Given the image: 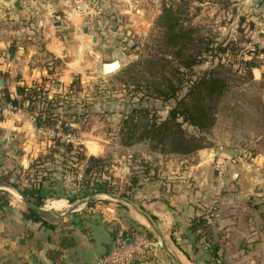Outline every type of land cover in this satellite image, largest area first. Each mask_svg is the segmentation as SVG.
Here are the masks:
<instances>
[{
  "label": "crops",
  "instance_id": "obj_1",
  "mask_svg": "<svg viewBox=\"0 0 264 264\" xmlns=\"http://www.w3.org/2000/svg\"><path fill=\"white\" fill-rule=\"evenodd\" d=\"M11 1L0 0V175L9 173L22 188L34 180L32 163L44 158L54 144L43 133L62 143L83 144L88 156L108 155L97 139L65 141L59 123L53 128L33 123L31 110L25 104L16 108L7 94L20 99L18 86L37 83L50 88L49 96L71 100V111L82 109L84 97L78 93L84 82L75 92L74 78L84 72L86 78H98L93 76L94 59L99 58L95 49L105 51L108 36L117 33L116 21L124 20L129 9L123 4L128 0H93L98 7L94 17L86 9L88 3L79 0ZM231 1L229 7L223 4L224 10L236 18L237 30L253 38L264 35V0ZM194 2L205 8L210 4ZM262 35L257 41L264 48ZM259 58L260 65L253 69L255 81L264 72V53ZM67 108L60 106L58 111L65 114ZM257 116L254 124L260 131L252 141L264 143V109ZM72 125L79 127L78 122ZM225 142L227 148L240 147L232 137ZM121 147L127 150L112 160L111 168L118 187L129 179L134 153L149 163V175L142 176L127 196L95 194L100 201L93 207H88L90 196L77 177L82 172L71 176L61 167L52 168L42 183L45 202L39 209L54 228L25 217L29 200L20 189L0 183V189L11 194L10 205L0 210V264H97L122 240L131 244L142 238L148 246L128 264H217L210 249L214 242L221 245L222 264H264V155L249 163L214 147L188 155L153 152L147 143ZM220 160L227 164L222 174L216 166ZM52 193L57 196L50 197ZM77 195L75 201L68 199ZM47 201L52 204L44 206ZM202 215L210 222L209 235L192 229ZM64 236L73 238L72 246H63Z\"/></svg>",
  "mask_w": 264,
  "mask_h": 264
},
{
  "label": "rangeland",
  "instance_id": "obj_2",
  "mask_svg": "<svg viewBox=\"0 0 264 264\" xmlns=\"http://www.w3.org/2000/svg\"><path fill=\"white\" fill-rule=\"evenodd\" d=\"M79 1L87 2L86 9L92 14H95L93 15L94 17L97 16L98 7L94 5L93 0ZM172 1L179 2L178 0L123 1L125 8L129 9L127 11V17H124L122 21H116L117 33L108 36L109 45L105 48V51L103 52V49L100 48L95 49V55L97 54L99 58L98 60L94 59L93 76H98V78H86V72L79 75L82 77L74 78L75 82L78 81V89L75 92H79L81 89L79 86H81L82 81L84 82L82 92L78 93V96H82L83 94L84 97L82 109L79 108L77 112L72 110L74 111L72 112L70 110L71 106H69L71 100L66 102L68 98H64L60 101V106H68V111L65 114L61 113L64 114V118H61V121L58 122L61 132L67 133L61 127L62 122H65L67 126L78 122L79 127L71 125L75 128V131L70 132L76 135L72 139L73 141L83 142L89 136L104 144V151L107 150L108 155L104 159L108 164L106 168L110 172L107 175L113 174L111 168L115 164V161L112 160L119 158L118 156H121L123 151L127 150L121 147L122 144L119 135L124 116L133 107L142 104L143 106H148L156 110L161 118H165L169 110L176 104L175 98L163 101L150 95L152 94V90H155L158 86L166 88L170 78L173 79L174 77L169 71H159V65L152 63L158 62V59L162 57H165L173 65L178 62L170 54L172 47L166 42L165 27L161 24L160 20L163 4L171 3ZM194 1L200 2L199 0H186V3L182 5L185 9H189L188 12L182 14V22L187 26L195 27L197 34L215 43L234 41L238 46V49L236 48L237 50H231L230 53L224 55H220L219 53L209 55L205 62L195 66L193 69L196 75H201L202 72L209 70L222 59L224 64L228 63V65L232 66L230 68L234 74L233 78H230L231 86L226 91L219 105L217 122L207 134V138L211 143L209 147H214L219 152L222 151V145L228 150L237 149L238 147H225L226 138L232 137L234 140L239 141V144H236L240 146L239 148L248 147L254 153L264 154L263 141L257 143H253L254 141H252L260 131L256 130L258 127L254 124L256 118L259 119L257 116L258 110L264 109V72L259 76L261 78L260 81H255L254 77L250 78L248 73L247 75H239L245 73L241 65L243 60H249L251 58L248 53V48H251L254 43L259 42L257 40L261 38L262 34L260 36L258 35L257 38H253L249 32H245L242 29L237 30V27L233 24L236 18L231 17V12L224 10L225 4L223 2L217 0L208 1L210 4H205L207 6L205 8ZM204 2L207 1L200 3ZM94 22L96 23L97 20L94 19ZM115 59L121 61V68L110 74H103L102 63ZM52 80L55 83H59L57 79L53 78ZM92 80L97 83L94 85ZM38 86L43 87L42 89L45 92L50 93V88L46 89L42 84H38ZM66 94L71 96L69 91ZM49 97L52 98L53 96ZM140 98H143V100L140 101ZM19 107L24 108V105H19ZM42 107V103H37L34 109L35 113L31 110V120L33 123L37 124V112H39V109L42 110ZM53 127L51 126V128ZM185 127L189 132L195 131L192 126L186 124ZM43 136L53 140L57 138L49 135V133H43ZM76 144L81 146L86 152L83 144ZM47 154L49 152L45 156ZM58 159L60 162L62 161L60 157ZM50 165L48 164V166ZM67 166L58 163L54 167L65 169ZM68 174L75 176V174H70V172ZM77 177L82 180V177ZM114 179L115 184L119 185V180L116 177ZM128 180H130V177ZM126 186L127 181L122 183V188L118 190V193H123ZM94 200L95 206L100 199L96 196L89 197V202ZM50 204L52 202L47 201L44 206H49Z\"/></svg>",
  "mask_w": 264,
  "mask_h": 264
},
{
  "label": "trees",
  "instance_id": "obj_3",
  "mask_svg": "<svg viewBox=\"0 0 264 264\" xmlns=\"http://www.w3.org/2000/svg\"><path fill=\"white\" fill-rule=\"evenodd\" d=\"M212 1V0H199ZM223 2L226 7L232 4L231 0H217ZM185 1L164 3L160 16L161 24L165 27L166 42L172 47L170 54L177 59V64L173 65L165 57L159 58L154 65H159V71H169L174 77L170 78L166 88L158 86L152 90L154 98L167 101L171 98L176 99V104L169 110L165 118H161L156 110L143 106L142 104L133 107L123 118L119 130L121 144L124 146H133L137 143H147L152 151L170 154L188 155L201 149L211 146L207 138L209 131L217 122V112L219 105L231 86L230 78H233L231 65L224 64L222 59L218 64L205 70L201 75L194 73V67L205 62L209 55L214 53L227 54L235 50L238 46L234 41L215 43L199 34L195 27L185 25L182 22V14L188 12L182 5ZM238 49V48H237ZM236 49V50H237ZM211 53V54H210ZM249 60H243L242 66L244 74L254 77L253 69L259 65V56L264 53V48L260 43H254L248 48ZM177 65V66H176ZM172 68V70H170ZM176 77V79H174ZM43 87L34 84L28 86H18V98H11L7 94V99L15 106L24 105L27 100L30 101L29 109L34 111L37 103H42V110L39 109L36 122L39 126L53 127L61 121V113L58 111L60 101L64 99L61 95L49 97ZM143 98H140L142 101ZM192 126L194 132H189L185 125ZM72 125V124H71ZM67 126L62 122L63 131H75L73 126ZM63 149V151H62ZM58 157L62 159L58 161ZM130 180L122 195H126L128 190L139 186L142 176H148L151 170L149 163L145 162L137 153L131 156ZM51 162L50 166L46 164ZM61 163L67 168H63L66 173L79 174L82 172V189H85L88 196H94L97 193H118L120 189L115 184L113 174H109L107 161L102 157L88 156L81 146H76L72 142L62 143L60 139H54V144L44 158L32 163L33 182L30 185L20 187L17 180H12L10 174L0 175V183L20 189L33 205L41 207L45 202V195L42 193L43 181L49 179L48 174L53 171L52 168ZM69 163V164H68ZM47 173V174H45ZM52 193L50 197H56ZM80 196L68 197L72 202ZM10 192L0 189V210H5L10 205ZM95 200L89 202L88 206H94ZM25 217L36 222H42L50 228V224L43 218L41 212L35 207L29 206L24 212ZM209 220L202 215L193 221L192 229L197 232L202 229L203 235H209ZM201 234V236H203ZM127 238V236H125ZM207 238V237H206ZM73 238L64 236L62 238L63 246H72ZM220 248L218 242L211 244V255L213 259L220 262Z\"/></svg>",
  "mask_w": 264,
  "mask_h": 264
},
{
  "label": "built area",
  "instance_id": "obj_4",
  "mask_svg": "<svg viewBox=\"0 0 264 264\" xmlns=\"http://www.w3.org/2000/svg\"><path fill=\"white\" fill-rule=\"evenodd\" d=\"M19 108V106H15ZM67 132V131H65ZM61 139L68 141L76 137L72 132L63 133L60 132ZM68 139V140H67ZM222 152L231 154L232 158H244L247 162L251 163L255 159L259 158L264 154L254 153V151L248 147L237 148V149H225L221 146ZM222 160V159H221ZM217 161L216 166L220 174L224 173L227 169L226 162ZM209 218V217H208ZM148 246L147 242L142 239H137L136 242L129 244L127 240H124L122 243H118L115 248L102 256L97 264H128L130 263L134 256L144 252L145 248Z\"/></svg>",
  "mask_w": 264,
  "mask_h": 264
},
{
  "label": "water",
  "instance_id": "obj_5",
  "mask_svg": "<svg viewBox=\"0 0 264 264\" xmlns=\"http://www.w3.org/2000/svg\"><path fill=\"white\" fill-rule=\"evenodd\" d=\"M17 0H12L11 2H16ZM85 32H88V28L86 27L85 28ZM14 53H15V49L13 48L12 50H11V57L13 58L14 57ZM121 66H122V64H121V61L119 60V59H115V60H113V61H110V62H105V63H103V73L104 74H110V73H112V72H114V71H116V70H118V69H120L121 68ZM2 83H3V79H0V86L2 85ZM29 104H30V101L29 100H27L26 102H25V107H29ZM112 194V193H111ZM95 196V195H94ZM28 203H29V206H32V207H35V208H37L38 210H39V212H41V210L39 209V207H37V206H35V205H33L31 202H29L28 201ZM41 214H42V212H41Z\"/></svg>",
  "mask_w": 264,
  "mask_h": 264
}]
</instances>
